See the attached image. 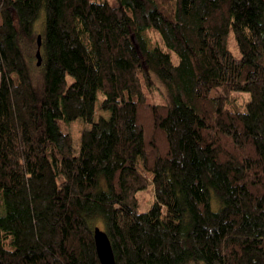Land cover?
I'll return each instance as SVG.
<instances>
[{"label": "trees", "instance_id": "1", "mask_svg": "<svg viewBox=\"0 0 264 264\" xmlns=\"http://www.w3.org/2000/svg\"><path fill=\"white\" fill-rule=\"evenodd\" d=\"M97 227L117 264H264V0H0V264H101Z\"/></svg>", "mask_w": 264, "mask_h": 264}, {"label": "rangeland", "instance_id": "2", "mask_svg": "<svg viewBox=\"0 0 264 264\" xmlns=\"http://www.w3.org/2000/svg\"><path fill=\"white\" fill-rule=\"evenodd\" d=\"M43 23H44V15H43L42 19L40 20V22L38 23V26H37V30L39 32L43 28ZM32 63H33V65H37L38 59H37L36 56L33 59ZM165 93H166L165 89L157 82V84L155 86L154 94H152V97H154V99L153 98H151V99L154 100V101H157V102H162L163 97L166 95ZM221 94L222 93H221L220 90H215V91H213L212 96L213 97H217V96H220ZM164 99H165V97H164ZM101 117L109 118L110 117V113L104 112L101 109V103H98L97 112H96V121H98ZM90 128H91L90 125H87L86 123H84L81 120H78V121L72 123L71 129H72V135H73V138H74L75 148H76V152L77 153L80 150V141H81L83 132L85 130L90 129ZM141 171L145 174V176H147L152 181L153 177L150 174L145 173L143 168H142V166H141ZM100 226L102 228H104V226H102V225H100ZM191 264H198V263H191Z\"/></svg>", "mask_w": 264, "mask_h": 264}, {"label": "water", "instance_id": "3", "mask_svg": "<svg viewBox=\"0 0 264 264\" xmlns=\"http://www.w3.org/2000/svg\"><path fill=\"white\" fill-rule=\"evenodd\" d=\"M41 40L39 37V50L37 54L38 66L42 65ZM134 42L135 38H134ZM95 243L101 264H117L116 255L108 233L100 227L95 228Z\"/></svg>", "mask_w": 264, "mask_h": 264}]
</instances>
